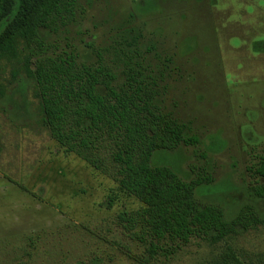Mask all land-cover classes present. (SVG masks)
<instances>
[{
  "label": "rangeland",
  "instance_id": "obj_1",
  "mask_svg": "<svg viewBox=\"0 0 264 264\" xmlns=\"http://www.w3.org/2000/svg\"><path fill=\"white\" fill-rule=\"evenodd\" d=\"M199 1L78 0L70 24L45 32L48 54L75 51L78 61L93 62L96 49H125L126 37L139 31L138 60L157 80V105L196 138L155 151L151 163L186 181L208 177L195 194L227 218L246 204L263 212L264 200L249 186L264 180L257 173L264 159V16L244 14L238 3L223 20L222 3L210 9ZM17 79L10 68L0 71V264H90L97 256L102 264H139L120 246L137 256L143 245L125 238L113 216L140 203L60 148L39 122L31 84ZM226 245L245 261H264V226L214 245L192 238L150 264H213Z\"/></svg>",
  "mask_w": 264,
  "mask_h": 264
},
{
  "label": "trees",
  "instance_id": "obj_2",
  "mask_svg": "<svg viewBox=\"0 0 264 264\" xmlns=\"http://www.w3.org/2000/svg\"><path fill=\"white\" fill-rule=\"evenodd\" d=\"M77 5L78 0H0V71L10 68L14 82L23 75L31 84L39 122L64 152L75 154L140 203L116 213L113 222L125 238L141 243L143 252L135 256L129 246L120 248L137 263L150 264L192 238L214 245L264 226V211L255 206H241L227 218L220 205L200 200L196 187L208 177L186 181L174 169L151 163L155 151H172L196 138L157 105V80L138 60L139 31L126 37L125 49H96L93 62L78 61L75 51L48 54L45 32L70 24ZM109 52L112 64L106 60ZM5 92L0 89L1 96ZM257 173L264 179V159ZM249 189L264 200V180ZM89 263L102 264L98 256ZM213 264L264 261H245L226 245Z\"/></svg>",
  "mask_w": 264,
  "mask_h": 264
},
{
  "label": "flooded vegetation",
  "instance_id": "obj_3",
  "mask_svg": "<svg viewBox=\"0 0 264 264\" xmlns=\"http://www.w3.org/2000/svg\"><path fill=\"white\" fill-rule=\"evenodd\" d=\"M196 1H198V0H196ZM203 1H204L203 5L205 7L208 6L210 9H214V7L216 8V4L218 2L222 3L221 6L219 7L220 9L217 8V12H221V14L223 16V18H222L223 20L230 17L232 12L237 9L235 7L238 3L244 4V6L242 5L243 6L242 12L244 14H246V12L252 13V14H254V12H256L257 18H260V19L263 18V16H264V11H263L264 5L262 7H260V5H261L260 2L264 3V0H201V1L196 2V3L201 4V3H203ZM246 4H248V5H246ZM244 36L246 38H249V35L247 32L244 34Z\"/></svg>",
  "mask_w": 264,
  "mask_h": 264
}]
</instances>
